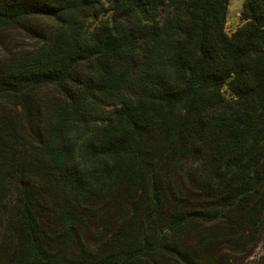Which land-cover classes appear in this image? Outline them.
Here are the masks:
<instances>
[{
    "label": "trees",
    "instance_id": "1",
    "mask_svg": "<svg viewBox=\"0 0 264 264\" xmlns=\"http://www.w3.org/2000/svg\"><path fill=\"white\" fill-rule=\"evenodd\" d=\"M229 1L0 0V264L254 262L264 0Z\"/></svg>",
    "mask_w": 264,
    "mask_h": 264
},
{
    "label": "rangeland",
    "instance_id": "2",
    "mask_svg": "<svg viewBox=\"0 0 264 264\" xmlns=\"http://www.w3.org/2000/svg\"><path fill=\"white\" fill-rule=\"evenodd\" d=\"M244 0H230L229 1V14L227 16L226 22V30L229 34H232L234 30L242 24V20L240 18L241 11L243 7ZM6 223V222H5ZM4 220L0 222V237L5 234L7 225H5ZM264 252V243H261L258 248L255 250V255L253 258L254 264L258 262L260 255Z\"/></svg>",
    "mask_w": 264,
    "mask_h": 264
}]
</instances>
